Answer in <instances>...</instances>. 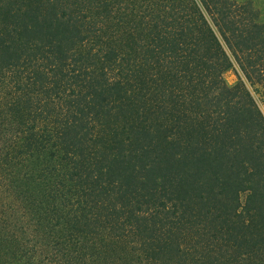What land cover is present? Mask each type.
Here are the masks:
<instances>
[{
	"label": "trees",
	"instance_id": "1",
	"mask_svg": "<svg viewBox=\"0 0 264 264\" xmlns=\"http://www.w3.org/2000/svg\"><path fill=\"white\" fill-rule=\"evenodd\" d=\"M259 11L0 0V264H264Z\"/></svg>",
	"mask_w": 264,
	"mask_h": 264
},
{
	"label": "rangeland",
	"instance_id": "2",
	"mask_svg": "<svg viewBox=\"0 0 264 264\" xmlns=\"http://www.w3.org/2000/svg\"><path fill=\"white\" fill-rule=\"evenodd\" d=\"M252 2L254 6L260 10L259 12L261 13V21L264 22V0H252ZM233 62V67L224 74V78L228 84H233L234 82H236L238 79V74L242 75L237 63L234 60ZM248 87L255 100L257 101L259 107L261 108L262 112L264 113V102L260 94V87H251L249 84Z\"/></svg>",
	"mask_w": 264,
	"mask_h": 264
}]
</instances>
